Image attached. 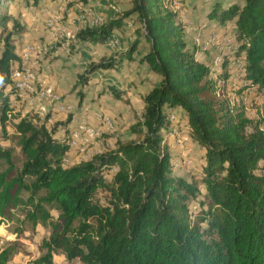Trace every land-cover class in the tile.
Masks as SVG:
<instances>
[{
	"label": "trees",
	"instance_id": "1",
	"mask_svg": "<svg viewBox=\"0 0 264 264\" xmlns=\"http://www.w3.org/2000/svg\"><path fill=\"white\" fill-rule=\"evenodd\" d=\"M222 4L215 1L208 17L232 19V59L239 60L243 83L239 91L252 87L264 94V0ZM133 16L143 23L149 44L139 61L158 75L143 94L142 116L127 130L137 137L117 139L88 159L64 165L67 131L65 138L54 136L31 109L13 123L22 155L16 165L12 148L1 139L12 111L10 64L18 59L12 36L25 27L0 9V29L10 20L13 25L0 51V222L16 206L33 223L49 221L51 232L42 239L47 250L37 260L44 264H52L57 250L84 264H264V170L258 172L264 163V128L219 98L210 63L196 57V47L184 38L175 11L163 0H131L120 15L81 27L76 36L104 42ZM138 39L93 68L132 60ZM230 58V53L223 56L222 69ZM175 107L182 109L191 137L204 148L198 179L174 175L170 152L161 143ZM200 185L205 192L193 210L188 200ZM101 186L108 193L106 202L95 197ZM11 250L0 244V264H9Z\"/></svg>",
	"mask_w": 264,
	"mask_h": 264
},
{
	"label": "rangeland",
	"instance_id": "2",
	"mask_svg": "<svg viewBox=\"0 0 264 264\" xmlns=\"http://www.w3.org/2000/svg\"><path fill=\"white\" fill-rule=\"evenodd\" d=\"M215 1L223 3V7L234 1L242 2V0H163V3L175 11L176 19L183 27L184 38L189 45L196 47V57L210 63L218 85L219 98L237 109H243L253 118V124L257 123L264 128V94L252 87L239 91V86L243 83H240L238 75L239 60L232 59V52L236 46L233 39L232 19L221 22L218 18L208 17ZM111 4L119 6V11H114ZM130 7L131 0H67L63 5H60L58 0H38L36 3L34 0H5L0 5L3 12L13 15L24 24V31L12 36L18 57L25 45L36 44L34 50H31V62L34 69L51 84L52 90L59 95L60 102L71 105L69 111L59 112L52 109L54 103H47L49 110L55 112V116L48 120L50 113L45 116L40 115L36 121L45 120L54 136L60 138H65L67 123L72 119L84 117L90 124L100 127V136L91 140L82 153L75 148L66 150L65 154L70 159L63 163L64 165L88 159L94 153L100 152L105 145L114 146L117 139L126 140L137 137L136 134L130 135L127 130L131 123L142 116L143 94L151 88L158 79V75L148 70L145 64L144 66L142 63V66L139 61L140 56L149 48V44L142 34L143 23L137 16L125 18L122 25L111 32L109 38L112 36L117 39L115 45H112L109 38L98 43L90 40L81 41L75 35L69 40L68 53L64 52L62 40L49 39L46 21L57 14L60 16L61 23L68 24L70 20H74L75 22L71 24L77 33L81 27L75 19L87 8H93L96 12L102 13L107 21ZM220 10L218 9V12ZM105 11L110 13L105 15ZM12 26L10 20L6 29H0V37L2 36L0 51L3 48V36ZM116 31L120 32V37ZM113 32L116 36L112 34ZM136 38H139V42L133 52L132 60L117 63L110 68H93L95 63L128 48ZM45 48L48 49L44 52ZM229 53L231 55L229 64L222 69L223 56ZM15 61L10 64V67ZM225 70L230 71L229 77L220 75ZM111 84L117 88V94L114 93ZM11 96L12 93L9 96L12 111L10 120L6 123V138L1 139V144L12 148L15 163L19 165L22 155L13 123L26 114L23 111L25 103L19 101L12 105ZM17 113L19 116L16 117ZM88 113L93 120L87 116ZM68 116H70L69 121H67ZM169 119L170 123L167 130L163 132L161 143L170 152L172 172L174 175H182L188 179H198L201 176L205 158L204 148L191 137L181 108H172ZM174 128L177 132L173 131ZM248 129L250 130L251 127ZM2 167L4 165L0 166V169ZM258 168V172H263L264 163H260ZM115 169L116 167H112L105 173L106 181L111 179ZM204 192V186L200 185L196 196L189 198L188 201L193 210L198 208L197 200L203 196ZM107 194L106 188L101 186L97 188L95 197L101 202H106ZM23 196L26 197L27 193L24 192ZM51 212L55 218L57 212L54 209ZM50 232L49 221L33 223L25 217L21 206L12 208L7 215V220L0 222V244L12 247L9 264H44L37 260L47 250L42 245V239L48 237ZM52 264L84 263L78 257L68 259L61 250H57L52 255Z\"/></svg>",
	"mask_w": 264,
	"mask_h": 264
},
{
	"label": "built area",
	"instance_id": "3",
	"mask_svg": "<svg viewBox=\"0 0 264 264\" xmlns=\"http://www.w3.org/2000/svg\"><path fill=\"white\" fill-rule=\"evenodd\" d=\"M66 1L67 0H58L60 5H63ZM111 7L114 11H119V6L111 4ZM59 17L60 16L57 14L47 19L48 37L53 40H62L64 52L68 53L69 40L76 35V30L71 24L75 21L70 20L68 24H64L59 21ZM75 20L79 22L80 27H96L103 24L106 18L102 13L93 10V8H87ZM83 20L87 21L84 22ZM109 41L112 45L117 43V39L112 36L109 38ZM35 47L36 44L25 45L18 59L13 66L10 67L13 88L11 101L12 105L19 101H24V112L33 109L41 116L50 113L47 118L51 120L55 116V112L49 110L50 108L47 103H54L52 109L59 112L69 111L71 105L60 102L59 95L52 90L51 84L46 82L43 76L34 69L31 62V50H34ZM47 49L48 48H45L43 51L45 52ZM66 131L68 134V148H75V150H79L81 153L86 149L91 140L99 137L101 134L100 127L92 123L90 124L84 117L69 121L66 126ZM173 131L177 132L175 128ZM69 159V156L64 154L62 162H68ZM3 220H7V218L3 217L1 222H3Z\"/></svg>",
	"mask_w": 264,
	"mask_h": 264
},
{
	"label": "crops",
	"instance_id": "4",
	"mask_svg": "<svg viewBox=\"0 0 264 264\" xmlns=\"http://www.w3.org/2000/svg\"><path fill=\"white\" fill-rule=\"evenodd\" d=\"M108 13H110L109 11H105V15H107ZM108 17V16H107ZM114 36H116L115 34H114V32L112 33ZM116 34L120 37V32L118 31H116ZM96 44V43H95ZM97 45H98V43H97ZM140 64V63H139ZM141 65H142V63H141ZM144 65V64H143ZM142 65V66H143ZM145 66V65H144ZM82 113H84L85 114V112L84 111H82ZM87 116L90 118V120H93V117L91 116V114H87Z\"/></svg>",
	"mask_w": 264,
	"mask_h": 264
}]
</instances>
